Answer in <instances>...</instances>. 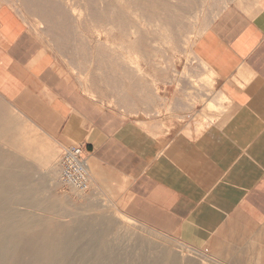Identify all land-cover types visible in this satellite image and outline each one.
Listing matches in <instances>:
<instances>
[{"label": "crops", "instance_id": "1", "mask_svg": "<svg viewBox=\"0 0 264 264\" xmlns=\"http://www.w3.org/2000/svg\"><path fill=\"white\" fill-rule=\"evenodd\" d=\"M205 36L192 53L215 75V92L204 82L192 96L189 81L165 85L158 99L171 111L147 116L81 93L0 9V96L117 177L128 218L166 236L245 247L264 240V0L228 6Z\"/></svg>", "mask_w": 264, "mask_h": 264}, {"label": "rangeland", "instance_id": "2", "mask_svg": "<svg viewBox=\"0 0 264 264\" xmlns=\"http://www.w3.org/2000/svg\"><path fill=\"white\" fill-rule=\"evenodd\" d=\"M124 1L0 0V9H5L12 14L23 29L30 32L36 40L38 39L41 42L43 51L49 56L53 67L60 74L70 79L79 91L88 98L96 101L101 107H120L124 110L132 107L150 116L152 114L160 115L164 110L166 112L171 111L172 101L158 99L160 87L175 84V89L180 90L181 87L178 86L180 81L186 80L189 81L190 88L187 87L185 90L192 96L203 82H201L200 77L204 73L206 74V69H203L204 72L199 59L195 57L196 60H194L192 59L193 55L186 53L190 50L188 47L190 45L193 47L195 43L197 47H193V52L195 49L201 48L198 41L206 38V32L215 18L211 19L207 27L201 31L203 33H200V36L198 35V38H195L193 34L190 35L192 38L188 41L186 40V36H189L186 32L187 24L193 23V28L197 29L215 4L220 9L217 11L218 13H215L214 16L216 17L230 5L243 6L252 0H182L183 2L181 0H129L133 9L138 8L137 13L129 8ZM56 2L59 5H56ZM109 8H113L114 13L120 15L119 17L122 20L120 27L123 32H114L109 36L107 42H110L108 44L114 46V49L102 48L101 51L97 52L96 48L99 46L97 44L100 43L95 32L97 24L95 19L90 20L87 15L91 13L95 17L97 13L106 12ZM65 10L70 11L71 14ZM203 13L205 16H203ZM37 18L40 20H37ZM194 22H196V25ZM176 26H179V29ZM167 28L171 30H165ZM132 32L135 34L133 35ZM100 39L105 41L103 37ZM121 57L122 59H120ZM129 59L132 65L125 66L123 60L128 61ZM103 64L105 67L102 66ZM133 65L134 67L138 66V68L133 69ZM212 86L214 89V83H212ZM213 92H215V89ZM203 98L200 94L197 95V101ZM0 100V111L5 113L10 123L20 124L21 130H24L25 134L29 135L28 137L37 145L54 151L58 148L56 163H59V159L66 148L76 147L77 144L75 143L62 145L59 141L50 139L20 114L8 100L1 96ZM16 118L18 122H16ZM88 162L92 164L91 161L88 160ZM93 165H95L94 173L88 174L89 187L87 191L79 193L80 195L74 194L69 186L60 182V167L58 166L56 181L59 180L60 183L52 184V186L51 184L50 186L46 185L48 187H45L46 183L43 184V190L35 196L36 200L49 205L53 203L54 207H56V202L59 199L66 200L68 211L61 220L67 224L69 229L75 221V223H95L100 215L112 217V223L125 225L121 220V217L124 218V214L120 199H118L122 190V182L99 165ZM30 168H34V165ZM41 176L43 175L37 174L32 180L36 184H42L43 178ZM104 182L110 186L112 195L107 194ZM52 218L55 220L54 217ZM130 221L133 223V226H131L134 232L143 235L145 239L151 238L158 245L175 249L176 246H180L186 252H193V250H190L191 248L199 250V255L206 261V264L218 259L224 264H246L247 262V264H264V240L260 236H256L245 247L235 248L214 240L205 243L201 239L196 240L187 237L186 233L166 236L150 228L148 229L133 219H130ZM54 223L58 225L56 222ZM115 244L125 249H128L129 245L124 236H118Z\"/></svg>", "mask_w": 264, "mask_h": 264}, {"label": "bare ground", "instance_id": "3", "mask_svg": "<svg viewBox=\"0 0 264 264\" xmlns=\"http://www.w3.org/2000/svg\"><path fill=\"white\" fill-rule=\"evenodd\" d=\"M124 2L129 8L133 7L129 0H125ZM181 2L183 1L181 0ZM56 5L59 4L56 2ZM212 8L210 12L208 11L209 14L197 29L193 28V23L187 24L188 27L186 32L189 35L186 36L187 41L192 38L190 35L193 34L195 38H198V35L200 36V33H203L201 31L207 27L211 19L215 18V13H218L217 11L220 9L216 4ZM137 9H133L135 10L134 12L137 13ZM88 14H90L87 15L89 19H95L97 24L95 32L100 40V43L97 44L99 45L98 48H96L97 52L101 51L102 48L108 50L114 49V46L108 44L110 42L107 41L109 40V36L114 34V32H123L120 27L122 23L119 17L120 15L115 14L113 8L107 9L106 12H100V14L97 13L95 17L94 14ZM203 16H205L204 13ZM38 19L39 18H37V20ZM194 23L196 25V22ZM176 27L179 29V26ZM171 29L167 28L165 30ZM132 33L133 35L135 34L134 32ZM101 37H103L105 41H101ZM189 47L188 49L190 50H188L186 54L193 55L194 57H190L196 60V56L192 53V45ZM84 48L88 50L85 46ZM122 57L120 59H122ZM113 61L115 62L116 59ZM123 63L125 66L129 64L130 66L132 65L130 59L128 61L123 60ZM102 66H104V64ZM200 66L202 70L206 69V74L204 73L205 70H203L204 72L201 70L204 73L201 79L205 84L204 88L206 87L207 90L214 91L212 83H214L213 78H215V75L210 72L201 61ZM134 68L137 69L138 66L134 67L133 65V69ZM202 83L201 85H203ZM206 92L207 91H205V93ZM210 107L211 106H209V108ZM15 120L18 122L17 118ZM19 125L10 123L5 113L0 111V264H206V261L199 255V250L191 248L190 250H193V252H186L184 248L180 246H176V249L168 246L164 247L160 244L158 245V243L151 238H143V235L134 232L132 221L125 215L123 216L124 218L120 217L125 225L127 224L126 226L117 224L116 222L112 223V217L100 215L99 221L95 220V223H75V221L74 225L69 229L67 224L61 220L68 211V203L66 200L59 199V201L56 202V207H54L53 203L49 205L35 198L36 194H40L43 190V184L46 183L45 187H48L50 184L52 186V184H59L61 182V180L60 182L59 180L58 182L56 181L57 167L59 166L58 162L56 163V152H58V148L54 151L37 145L28 137L29 135L25 134L26 132L24 130H21ZM48 148L50 147L48 146ZM31 160L34 162H30V164L28 161ZM84 164L87 173L93 174L95 165L89 163L87 159L84 160ZM33 165L34 168H30ZM37 174L43 175L41 176L43 178L42 184L37 183V185L35 181L32 180ZM105 185L108 192L107 194L112 195L110 186L106 183ZM70 188L74 194L80 195L79 191H76L72 187ZM52 217H54L55 220H53ZM113 218H115V216H113ZM118 236H124L127 239L129 243L128 249L115 244V240ZM224 262L227 263L226 261ZM210 264L224 263L220 262L218 259L217 261L210 262Z\"/></svg>", "mask_w": 264, "mask_h": 264}, {"label": "built area", "instance_id": "4", "mask_svg": "<svg viewBox=\"0 0 264 264\" xmlns=\"http://www.w3.org/2000/svg\"><path fill=\"white\" fill-rule=\"evenodd\" d=\"M85 159L82 149L76 146L66 148L58 163L61 182L80 193L87 191L89 187Z\"/></svg>", "mask_w": 264, "mask_h": 264}]
</instances>
